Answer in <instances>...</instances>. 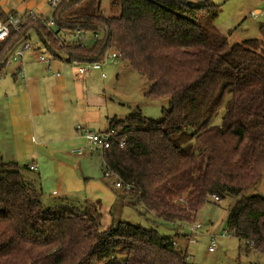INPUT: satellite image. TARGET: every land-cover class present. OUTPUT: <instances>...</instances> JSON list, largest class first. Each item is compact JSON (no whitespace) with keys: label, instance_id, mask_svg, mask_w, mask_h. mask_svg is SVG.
<instances>
[{"label":"trees","instance_id":"16d2710c","mask_svg":"<svg viewBox=\"0 0 264 264\" xmlns=\"http://www.w3.org/2000/svg\"><path fill=\"white\" fill-rule=\"evenodd\" d=\"M218 12L210 0H109L108 9L102 0H62L54 25L23 12L19 29L0 43V62L31 29L53 60L103 61L120 52L151 82L146 97L169 99L170 107L161 120L140 108L109 120L106 130L118 134L102 153L103 177L113 171L123 205L153 222L190 223L213 195L235 197L227 229L264 255V38L230 44L217 31ZM78 29L102 37L91 47L64 45ZM22 168L1 163L0 264H191L175 237L155 228L123 220L104 227L97 200L46 207ZM183 193L187 204L176 200Z\"/></svg>","mask_w":264,"mask_h":264},{"label":"rangeland","instance_id":"374dc122","mask_svg":"<svg viewBox=\"0 0 264 264\" xmlns=\"http://www.w3.org/2000/svg\"><path fill=\"white\" fill-rule=\"evenodd\" d=\"M210 1L219 6L218 16L214 22L217 31L227 36L230 44L241 43L251 38H264V0ZM0 4L7 11H16L18 15H21L27 10H32L35 14H41L46 17L53 11V8L46 3L45 0H0ZM102 6L104 9H108L109 0H102ZM258 10L259 15L257 17L250 15L252 11ZM92 34L93 32H86L85 45L87 47H91L95 42ZM67 35L65 36L67 37ZM99 36L102 37V33H99ZM26 38L25 40L30 42L31 49L34 52L42 53L45 57H49L48 59L51 58L49 51L43 45L35 30L31 29ZM25 40L19 41L9 54H12L19 48L21 43ZM27 52H29V50H27L26 53ZM16 63L17 61H8L1 75H8L9 71ZM104 72L107 78L102 79L99 77L100 82H102V80H105L106 83L108 82L109 91L113 94L111 98L112 101L108 104L110 117L126 119L131 112L140 108L142 115L147 118L154 120H161L163 118V109H169L170 107L169 99H148L145 94L149 91L151 82L131 68L126 59L120 58L117 61L108 62L104 67ZM95 95L90 97L89 103L93 104L97 101ZM105 108L107 107L104 106V109ZM215 121H220V115ZM72 158L75 160L78 159L80 164L72 169H68L66 172L58 173L48 166L45 168V175L42 174L41 185H39L40 188L42 187L41 201L46 207L55 209L56 205L60 203L61 198L66 201V205L84 204L85 200H92L90 194L88 195L87 193H98L102 202L110 207L108 211L102 215L104 227L107 224L112 225L113 221L114 225H116L120 220H123L148 229L155 228L161 234L173 238L175 237L174 240L177 243V249L184 252L187 260L191 264H264V257L256 255L254 252L247 251L248 248L246 249L244 242H241L235 235L231 237L222 235L223 231L227 228L226 219L229 209L237 198L229 195L221 198L219 201L211 197L208 198L205 204L197 211L195 220H193L194 222H153L151 218L140 215L136 209L122 205L117 197L115 198L114 192L107 186H103V189L100 191L97 189L96 184L98 181L104 184L101 170V152L95 153L94 149L90 148L86 149L84 156H80L79 158L72 156ZM31 173L38 177V171ZM87 177L91 178V181L88 180L89 182L85 183L84 179ZM104 178L107 179L114 190L117 191L115 182L118 178ZM105 187L107 191L102 193ZM53 191H55V193H53ZM119 191L118 189V192ZM256 191L260 192L262 188L258 187L253 190V192ZM177 199H180V203L187 204L186 193L177 196L176 200ZM192 223H199L202 225V228L200 232L195 235L197 242L190 243L187 247L188 238L184 236V233H188L186 232L187 229L185 226ZM210 234H214L217 237V248L214 252L209 251L211 241ZM183 246L187 247L185 251L183 250Z\"/></svg>","mask_w":264,"mask_h":264},{"label":"crops","instance_id":"0c3cea01","mask_svg":"<svg viewBox=\"0 0 264 264\" xmlns=\"http://www.w3.org/2000/svg\"><path fill=\"white\" fill-rule=\"evenodd\" d=\"M42 55L29 50L7 77H0V162L27 166L22 168V172L39 188L47 166L61 173L80 164L72 156H84L90 147L77 125L95 132L108 129L112 118L108 104L113 96L109 83L99 79H106L107 75L102 77L99 71L80 75L67 61L45 57L49 60L47 64L39 60ZM94 95L97 101L89 103ZM104 106L107 108L104 109ZM80 148H84L81 153L77 152ZM31 165H36V169H31ZM37 171L38 177L31 173ZM88 180L91 181V178H85V183ZM103 186L111 189L122 203L111 185L105 181L104 184L100 181L96 184L99 191ZM106 191L105 187L102 193ZM87 194L92 200L100 202L104 215L110 207L102 202L98 193ZM64 202L61 198L60 203ZM256 255L264 257L259 253Z\"/></svg>","mask_w":264,"mask_h":264},{"label":"built area","instance_id":"2783aa9c","mask_svg":"<svg viewBox=\"0 0 264 264\" xmlns=\"http://www.w3.org/2000/svg\"><path fill=\"white\" fill-rule=\"evenodd\" d=\"M46 3H48L52 8L53 11L54 9L62 2V0H45ZM0 10L5 14L6 18L4 19L0 15V43H4L11 32V29L18 30L21 24V17L20 15H14L10 11H7L2 7L0 4ZM52 13L48 14L46 17L42 16L41 19H49V24L54 25V19L52 18ZM29 14L31 17L36 19L39 14H35L32 10H28ZM37 15V16H36ZM251 16L257 17L259 15V10L258 11H252L250 13ZM93 38L96 39L99 37V34L93 33L92 34ZM85 39H86V33H84L82 30L78 29L75 33L69 34L66 37L65 44L67 47L72 46L73 44H79V45H85ZM62 45V44H61ZM31 49V44L28 40H25L21 43V46L17 48L12 54H9L8 58L6 61L0 62V70L3 71L5 68V65L7 64L8 61H17V62H22L24 55L27 50ZM122 58V54L116 50H110L106 53L105 58L103 61H94V62H84L80 63L78 61H73L71 64L77 68L78 74L80 75H86L94 71H100L101 76L105 77L106 73L104 72V67L108 62H114L117 61L118 59ZM40 61L46 62L49 64V60L45 58L44 55L40 56L39 58ZM21 68V67H20ZM58 75V73H55ZM77 129L83 132V135L87 138L88 140V145L91 149H94L96 152H101V154L108 149L115 137L117 136V131L114 129L111 130H104V131H91L82 125L78 124ZM125 143V139L123 138L119 142V146L123 147ZM84 150V148H80L77 150V152L81 153ZM31 169H36V165H31ZM106 177H114L116 178L117 175L114 174L113 171H107L105 174ZM116 187L121 188L124 187V184L121 182L119 183L118 181L115 183ZM129 188V185L126 186ZM214 200L219 201V198L215 195L212 196ZM187 229L186 232L188 233V244L190 243H195L197 242L195 235H197L198 232H200L202 225L199 223H192L188 226H185ZM223 236L231 237L234 235V233L227 228L223 231ZM211 237L210 245H209V251L214 252L217 248V243H216V235L210 234Z\"/></svg>","mask_w":264,"mask_h":264}]
</instances>
